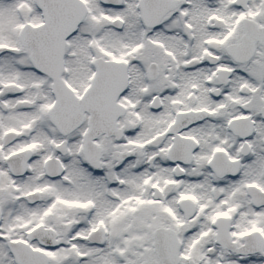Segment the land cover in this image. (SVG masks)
I'll return each mask as SVG.
<instances>
[{
    "label": "snow or ice",
    "instance_id": "obj_1",
    "mask_svg": "<svg viewBox=\"0 0 264 264\" xmlns=\"http://www.w3.org/2000/svg\"><path fill=\"white\" fill-rule=\"evenodd\" d=\"M0 264H264V0H0Z\"/></svg>",
    "mask_w": 264,
    "mask_h": 264
}]
</instances>
